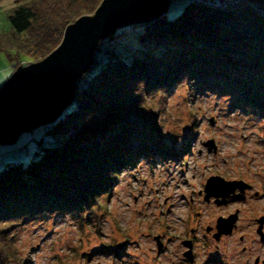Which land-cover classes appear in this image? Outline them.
Instances as JSON below:
<instances>
[{"label": "trees", "instance_id": "obj_1", "mask_svg": "<svg viewBox=\"0 0 264 264\" xmlns=\"http://www.w3.org/2000/svg\"><path fill=\"white\" fill-rule=\"evenodd\" d=\"M20 1L8 16L9 29H0V54L14 70L23 57H45L67 24L101 2ZM255 6L227 0L226 8H216L189 0L172 17L165 12L108 37L123 35L124 41L129 28L138 29L132 49L96 56L77 81L75 99L35 139L33 154L0 169V261L11 255L13 226L42 214L82 218L100 208L123 168L165 151L159 118L175 86L195 82L264 113V14Z\"/></svg>", "mask_w": 264, "mask_h": 264}, {"label": "rangeland", "instance_id": "obj_2", "mask_svg": "<svg viewBox=\"0 0 264 264\" xmlns=\"http://www.w3.org/2000/svg\"><path fill=\"white\" fill-rule=\"evenodd\" d=\"M188 1L170 0L167 15H176ZM18 2L22 1H0L1 30L9 29L8 16ZM263 5L255 8L264 14ZM137 30L129 28L124 41L123 35L101 39L94 59H104L110 51L132 49ZM20 62L30 63L25 57ZM13 71L1 53L0 86ZM151 98L155 102L160 99L159 95ZM237 103L233 95L205 89L195 82L175 86L159 118L167 149L141 156L123 168L100 208L95 206L82 218L67 213L42 214L13 226L9 233L11 255L0 264H218L211 258L200 222L225 209L203 203L197 194L213 174L225 179L241 177L260 191L259 197L239 202L243 214L239 228L226 241L232 258L246 241L239 240L240 233H255L254 224L245 225V221L264 211V113L259 107ZM46 125L23 132L12 144H0V169L11 160L26 161L36 150L35 139L44 134ZM60 138L62 135L55 137ZM209 140L214 143L210 150L206 145ZM193 226L196 256L190 263L183 257L186 248L180 239L191 235ZM119 243L123 245L118 247ZM227 261L233 264L232 259Z\"/></svg>", "mask_w": 264, "mask_h": 264}, {"label": "water", "instance_id": "obj_3", "mask_svg": "<svg viewBox=\"0 0 264 264\" xmlns=\"http://www.w3.org/2000/svg\"><path fill=\"white\" fill-rule=\"evenodd\" d=\"M170 0H101L95 11L83 14L66 25L60 43L45 57L18 66L0 86V144H12L28 130L58 118L75 99L76 83L94 64V52L101 39L116 29L156 19ZM214 147L212 140L206 142ZM242 180L219 175L207 178L208 195H228ZM236 214L218 220L220 233H230ZM259 218L257 232L264 238ZM123 243H119L121 247ZM161 247V243H158ZM189 255V253H187Z\"/></svg>", "mask_w": 264, "mask_h": 264}, {"label": "flooded vegetation", "instance_id": "obj_4", "mask_svg": "<svg viewBox=\"0 0 264 264\" xmlns=\"http://www.w3.org/2000/svg\"><path fill=\"white\" fill-rule=\"evenodd\" d=\"M219 175V174H213ZM212 176V175H210ZM209 176V177H210ZM221 176V175H219ZM223 177V176H222ZM207 180V179H206ZM227 180H245L241 177H232ZM206 183V182H205ZM244 186L241 189L240 185H236L234 190L230 191L228 195H208L205 190V184L203 189L198 190L197 194L200 195V199L203 203L211 204L216 207L223 206L225 211L223 213L217 214L215 217L208 218L200 226H203L205 235V242L207 243V248L210 251L211 258H214L218 264H229L228 259L233 260V264H264V238L261 234L257 232L258 226L260 224L259 218L264 215V211L259 212L256 215H253L252 218L245 221V225L254 224L255 233L254 235L245 236L244 233H240L239 240L246 241L240 245L239 251L234 253L233 257L229 258V253L227 252V237L232 235L239 228V221L242 218V210L239 207V202L246 201L249 197H259L260 191L258 189H253V184L248 181H243ZM193 198H191V201ZM227 208H230L227 210ZM199 215V211L197 212ZM236 214V221L233 226V229L230 233H220L218 229V220L220 218H227L228 216ZM197 215V217H198ZM197 217L194 219L196 220ZM251 221H248L250 220ZM195 226L192 227L189 232L191 235L187 237H182L180 239V245L185 247L182 254L185 260L192 263L196 256L195 244L196 239L194 238ZM261 232L264 234V221L261 227ZM161 248V247H160ZM159 248V249H160ZM189 253V255L187 254ZM236 257L234 258V256ZM210 258V259H211ZM211 261H214L213 259Z\"/></svg>", "mask_w": 264, "mask_h": 264}, {"label": "built area", "instance_id": "obj_5", "mask_svg": "<svg viewBox=\"0 0 264 264\" xmlns=\"http://www.w3.org/2000/svg\"><path fill=\"white\" fill-rule=\"evenodd\" d=\"M196 1H203V0H196ZM222 1L223 0H215V1L214 0H205V2H207V3H210V4L216 3V4H219L220 7L225 8L227 6V3H225V2L222 3Z\"/></svg>", "mask_w": 264, "mask_h": 264}, {"label": "bare ground", "instance_id": "obj_6", "mask_svg": "<svg viewBox=\"0 0 264 264\" xmlns=\"http://www.w3.org/2000/svg\"><path fill=\"white\" fill-rule=\"evenodd\" d=\"M197 2H199V3H200V1H197ZM201 2H202L203 4H206V5H211V6H213V7H216V8H218L217 6H215V4H213V3H212V4H209V3L205 2V0H203V1H201ZM164 13H165V12H164ZM128 26H129V25H128ZM123 27H124V26H123ZM120 28H121V27H120ZM118 29H119V28H118ZM118 29H116V30H115V32H116ZM115 32H114V33H115ZM85 73H86V72H85ZM83 75H84V74H83ZM83 75H82V76H83ZM81 78H82V77H81ZM76 84H77V83H76Z\"/></svg>", "mask_w": 264, "mask_h": 264}]
</instances>
